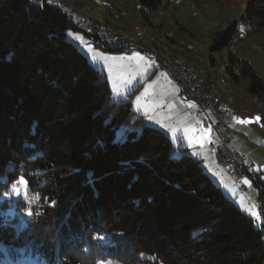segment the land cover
<instances>
[{"label": "trees", "instance_id": "1", "mask_svg": "<svg viewBox=\"0 0 264 264\" xmlns=\"http://www.w3.org/2000/svg\"><path fill=\"white\" fill-rule=\"evenodd\" d=\"M245 5L212 52L240 23L264 29V0ZM74 24L56 6L0 0V245L48 264H264V230L161 130L135 129L130 101L113 102L67 38ZM240 65L264 104L263 81ZM21 177L38 201L11 194Z\"/></svg>", "mask_w": 264, "mask_h": 264}, {"label": "crops", "instance_id": "2", "mask_svg": "<svg viewBox=\"0 0 264 264\" xmlns=\"http://www.w3.org/2000/svg\"><path fill=\"white\" fill-rule=\"evenodd\" d=\"M94 1V0H93ZM103 13L100 16L104 19L105 12L110 14V9L115 10L123 8L122 3H128L129 0H106V3L98 2ZM121 1V2H120ZM136 10L138 15H143L144 23L149 26L160 24V29L163 35L174 46V54L183 60L188 66L197 68L202 64L204 70L199 69L200 76L198 79H205L215 71L217 59L214 58V53L211 50V45L214 37L219 31H212L213 29H203L206 38L209 39L208 55L200 54L198 50L194 52V46L190 45L187 49L179 43L183 42V34H167L164 30L165 21L148 15V12L153 11L143 8L136 1ZM76 4L82 7V1L79 0ZM162 4V0H161ZM96 5V6H97ZM189 6V5H188ZM193 6V5H192ZM140 8V9H139ZM126 10V9H124ZM158 10V9H157ZM156 11V10H155ZM66 12L70 15L74 23H77L80 16L72 14L68 10ZM161 15V14H160ZM152 17V18H151ZM145 18L147 21H145ZM116 22L119 23L116 28L119 31L130 33L133 31V21L130 20L129 13L126 10V16ZM111 23L110 19L106 20ZM223 30V29H221ZM220 30V31H221ZM200 32H202L200 30ZM67 38H70L79 49L83 52H93L100 57H113L116 61L121 63L119 68L120 81L112 83L108 77L107 81L111 88V98L113 102L116 101H130L134 111V120L136 121L135 129L138 130L141 126L146 125L161 130L168 139L172 142L173 155L178 157L183 154L189 155L196 159L204 171L209 175L211 180L222 190L225 196L230 199L242 212L251 217L258 228L264 227V216L260 217L259 201L261 193L258 185H263L264 188V109L255 103L254 95L251 92V81L247 78H241L240 68L231 64L230 59H224L226 66L218 71L222 73L223 68L230 72L229 75L236 83L231 84V93L228 97L223 98V104L229 106L236 112V116H240V120H248L249 123H232L228 132L227 142L231 150H235L241 155L247 156L248 163L255 165L254 174H248L240 182H235L226 170L220 165L215 156L209 151L212 137L203 127V113L200 112L198 105L192 101L185 99L180 89L176 88L174 81L163 70H158L154 59L146 56L141 52L136 51H110L101 48L100 53L98 46L93 41L87 42L78 34L77 30L69 29L66 31ZM187 41V40H185ZM217 52V51H216ZM242 62L249 63L254 69L257 65L250 57V50L246 46L240 50ZM111 59V58H110ZM93 67L102 70L104 74L109 70L102 63L95 65L90 63ZM239 68V69H238ZM253 69V70H254ZM106 70V71H105ZM256 72V70H255ZM226 75V74H224ZM227 76V75H226ZM106 77V76H105ZM228 77V76H227ZM229 78V77H228ZM230 79V78H229ZM173 82V83H172ZM139 104H137V98ZM259 117L257 121L255 118ZM211 124L215 123L213 118H210ZM176 128L178 131L174 135L169 129ZM185 129L187 132L185 133ZM217 133L214 134L216 136ZM179 137V139L177 138ZM249 181L248 184L244 180ZM244 186V190L239 188ZM255 205V208H253ZM257 212L259 222L256 216L251 212ZM256 219V220H255Z\"/></svg>", "mask_w": 264, "mask_h": 264}, {"label": "rangeland", "instance_id": "3", "mask_svg": "<svg viewBox=\"0 0 264 264\" xmlns=\"http://www.w3.org/2000/svg\"><path fill=\"white\" fill-rule=\"evenodd\" d=\"M62 1L71 4L84 17L96 21L97 23L100 22L102 24H105L107 23L106 20L110 19L111 21L110 25L109 24H105V25H107L109 28H112L114 30H118L115 26L117 25L118 27L119 25L118 23L119 21L116 22L117 20L121 19V21H124L123 19L126 16V10H127L129 13L130 20L133 21V23H131V26L134 25V28L138 26L146 30L148 33H150L151 36L156 35L159 38H161L164 44H166L165 45L166 47H168L169 49L172 48L171 49L172 54L173 56H175L174 46L163 35L162 30L159 28L160 24H156L154 26L146 25L143 22L144 21L143 15H138L136 10V3H137L136 1L139 0H129V2L126 4L122 3L123 8L117 10L111 8L110 14L105 12L104 19L100 16V14L103 13V11H101V7L97 5L100 3H97L95 0L94 1L81 0L83 5L82 7L80 6V4H76L79 0H62ZM98 2L106 3V0H98ZM190 3L191 5H193L194 8L190 7ZM246 3L247 0H162V4L159 5L158 10L150 11L148 12V15L151 16L152 14L154 18L160 19L161 22L165 21L166 24L164 26V30L168 31L167 34H174L175 37L179 33L183 34L184 36L183 42H181L182 40L179 41V43L183 45V47L189 49L190 45H192L194 46L195 53H196L195 50H198L200 54L208 55L209 50L207 51V49L209 47L208 46L209 39L205 37L203 33V29L215 28L212 31L216 33V31H220L221 29H224L230 22H233L235 20L239 21L242 18V15L245 11ZM145 21H147L146 18ZM239 27H240L239 30H235L236 33L233 37V40L230 42V44H228V47L223 48L214 53L213 56L214 58L217 59L215 65V71L210 73V75L206 77L205 80L212 81L214 75L226 74L230 79L226 75L224 76H226L229 82L231 81L232 82L231 84L234 85V83L236 82L229 76L231 75L230 72L228 74L225 68L221 70L222 73L218 72L222 68V66L224 67L227 65L226 62H224V59L227 60L228 58L230 59L232 65L240 68L239 77L243 78V72L241 69L242 65H240V63L242 62L240 56V50L246 46V48L250 50V57L257 65L255 69L251 65L250 66L254 69V71L256 70V74L264 83V29L255 33H250L248 31L249 30L248 25L244 23H240ZM200 30L202 32H200ZM77 32L79 35L82 36V38L86 39L87 42H91L89 36H87L86 34L80 31ZM120 32L123 31L121 30ZM133 32L134 31L130 33ZM146 41L148 43H153L154 46H157V42L156 41L153 42V40L150 38ZM98 48H99L98 50H100L99 52L102 53L101 52L102 47L99 46ZM83 54L86 56V58L90 63H95V65L97 64L101 65L102 63L105 67H107V69L109 70V74H107L106 72L104 76H106L107 79L109 77L112 83H116V82L118 83L120 81L119 68L121 63L117 62L116 61L117 59H114L113 57H110L111 58L110 59L109 57H104V56L100 57L99 55L96 56L93 52L85 53L84 50H83ZM157 68L158 70H162L159 66H157ZM197 69L204 70L202 64L198 65ZM200 74L201 72L199 73V76ZM173 84L175 85V83ZM175 86L176 88L178 87L177 85ZM230 93L228 94V96L230 95ZM255 103L264 109L263 100L259 98V96L255 98ZM141 129L142 127H140L138 130L141 131ZM24 252L25 251L18 252V258L21 259L20 264H36L38 259L41 260L39 257L35 258L34 255H31L32 257L31 258L29 256L30 254L29 252L24 256ZM33 261L36 262L32 263ZM42 263L46 264L44 262Z\"/></svg>", "mask_w": 264, "mask_h": 264}, {"label": "built area", "instance_id": "4", "mask_svg": "<svg viewBox=\"0 0 264 264\" xmlns=\"http://www.w3.org/2000/svg\"><path fill=\"white\" fill-rule=\"evenodd\" d=\"M33 4L44 6L49 4L68 10L72 14H77L80 19L74 25L76 30L92 38L98 45L110 51H136L153 58L156 65L159 66L180 89L185 99L196 103L203 113V127L212 137L210 144L211 153L215 156L217 162L223 166L226 172L235 182H240L248 174H254L255 165L248 163L247 156L241 155L235 150H231L228 145L227 137L232 123H237L240 116L229 110L223 104L225 98V84L214 75L212 81L198 79V69L181 65L177 60L171 58V49L166 47L164 42L158 36H151L146 30L135 27L133 33H124L109 28L107 25L93 21L84 17L77 9L69 3L62 0H29ZM152 39L157 42V46L148 43L146 40ZM207 86H215L214 94H207ZM210 118L215 120L211 124ZM238 118V119H237ZM217 133L216 136L214 134ZM263 185H258L261 193H264ZM240 190L245 187L241 186ZM259 201L260 217L264 216V194H261ZM259 222V219H258ZM264 230V227H263Z\"/></svg>", "mask_w": 264, "mask_h": 264}, {"label": "snow or ice", "instance_id": "5", "mask_svg": "<svg viewBox=\"0 0 264 264\" xmlns=\"http://www.w3.org/2000/svg\"><path fill=\"white\" fill-rule=\"evenodd\" d=\"M139 97L137 98V104H139ZM238 119V118H237ZM257 121L260 119L259 117H256L255 118ZM238 122L239 123H242V124H246V123H249L248 120H239L238 119ZM174 135L177 133V129L176 128H170L169 129ZM187 132V129H185V133ZM179 139V137H177ZM244 183L245 184H248L249 181L247 179L244 180ZM11 194L12 195H22L24 197V199L26 201L29 202V204L33 203V202H36L39 200V194H30L28 192V188H27V182L23 179V177H21L19 180H17L16 182H14L12 184V188H11ZM54 203V202H53ZM253 208H255V205H253ZM28 214L31 215V210L29 208L28 210ZM251 214L253 216H256L257 219H259V216H258V213L257 212H251Z\"/></svg>", "mask_w": 264, "mask_h": 264}, {"label": "bare ground", "instance_id": "6", "mask_svg": "<svg viewBox=\"0 0 264 264\" xmlns=\"http://www.w3.org/2000/svg\"><path fill=\"white\" fill-rule=\"evenodd\" d=\"M190 7L194 8L191 3H190ZM240 29V28H239ZM238 29V30H239ZM161 34V33H160ZM165 38V37H164ZM172 49V48H171ZM176 56V55H175ZM173 56L172 54V51H171V58H173V60H177L179 63H181V65H186L183 60H180V58H177V56L175 57ZM195 68V67H194ZM199 72V70H198ZM213 76V75H212ZM216 76L219 77V79L222 80V82H224L223 84H225V97L228 96V94L230 93V82L228 80V78L224 75H221V74H216ZM211 77V76H210ZM209 79V78H208ZM211 80V79H210ZM215 93V86H207V94H214ZM229 108V110H232L231 107L227 106ZM235 114L236 112L234 110H232ZM256 220V219H255Z\"/></svg>", "mask_w": 264, "mask_h": 264}]
</instances>
